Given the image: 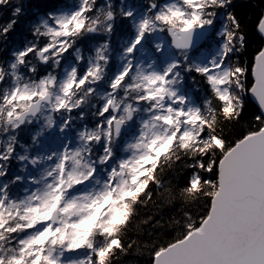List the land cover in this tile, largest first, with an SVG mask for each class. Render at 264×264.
Here are the masks:
<instances>
[{"label":"snow or ice","instance_id":"1","mask_svg":"<svg viewBox=\"0 0 264 264\" xmlns=\"http://www.w3.org/2000/svg\"><path fill=\"white\" fill-rule=\"evenodd\" d=\"M3 13L0 264H264V7Z\"/></svg>","mask_w":264,"mask_h":264},{"label":"trees","instance_id":"2","mask_svg":"<svg viewBox=\"0 0 264 264\" xmlns=\"http://www.w3.org/2000/svg\"><path fill=\"white\" fill-rule=\"evenodd\" d=\"M29 4H43L47 0H25ZM58 3H63L64 0H57ZM134 2V0H133ZM246 4L247 15L251 18L248 22L249 30L254 27L256 17L259 15L262 7H264V0H244ZM7 13L0 14V24L6 22ZM22 27H18L17 32L13 33V37L19 39ZM131 231V230H130ZM118 264H146V258L141 256L128 255L122 257Z\"/></svg>","mask_w":264,"mask_h":264}]
</instances>
